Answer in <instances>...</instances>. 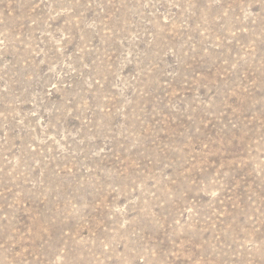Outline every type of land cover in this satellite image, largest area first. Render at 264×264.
I'll return each instance as SVG.
<instances>
[{"label": "rangeland", "instance_id": "374dc122", "mask_svg": "<svg viewBox=\"0 0 264 264\" xmlns=\"http://www.w3.org/2000/svg\"><path fill=\"white\" fill-rule=\"evenodd\" d=\"M0 264H264V0H0Z\"/></svg>", "mask_w": 264, "mask_h": 264}]
</instances>
